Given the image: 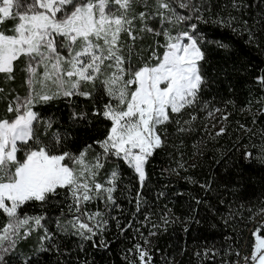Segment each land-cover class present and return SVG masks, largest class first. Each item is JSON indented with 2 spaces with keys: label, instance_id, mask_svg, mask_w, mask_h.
Returning a JSON list of instances; mask_svg holds the SVG:
<instances>
[{
  "label": "snow or ice",
  "instance_id": "obj_1",
  "mask_svg": "<svg viewBox=\"0 0 264 264\" xmlns=\"http://www.w3.org/2000/svg\"><path fill=\"white\" fill-rule=\"evenodd\" d=\"M245 48L264 56V0H0V264H97L117 241L123 264H182L156 247L177 225L212 232L188 264H264Z\"/></svg>",
  "mask_w": 264,
  "mask_h": 264
},
{
  "label": "trees",
  "instance_id": "obj_2",
  "mask_svg": "<svg viewBox=\"0 0 264 264\" xmlns=\"http://www.w3.org/2000/svg\"><path fill=\"white\" fill-rule=\"evenodd\" d=\"M232 39L235 40L236 38L233 37ZM238 44H242V42H238ZM241 55H242V59H244L246 62L264 66V56L259 55L256 51H249L245 48L244 52ZM0 108H2V106H0ZM168 164H169V161L167 159V156L164 154L158 155L152 161V163L149 165V171L151 172V179L153 182L157 180H161V181L164 180V177H162L160 173H161V169L164 167H167ZM194 171L198 172L199 170H194ZM260 175H264V173L254 170L255 178L258 179ZM171 180L173 181V187L175 190L195 191L198 188V186L189 185L186 183V181L179 179L178 177H175V176L171 177ZM259 191H260V188L257 185V188H256L257 195L259 194ZM123 202L125 204L127 203L126 201H123ZM174 210L176 211L177 215L185 214L186 207L183 206V199L180 200L175 205ZM0 220H2V218H0ZM129 235H131V233H129ZM205 238L211 241L212 232L210 230H206L203 227L197 228L194 225L192 230L189 232V234L185 236V234L181 230V226L177 225L175 227L174 232L172 229H170L168 233L161 235L157 239L156 247H158L162 251H167L169 254H171L172 249L169 248L170 244L186 246L188 250V254L191 255V253L203 243ZM109 239H113L111 234H109ZM132 242L134 241H125V243L129 245ZM113 247L116 249V251L113 255H111V257L105 256L104 259H101L100 255L98 254L96 255L97 264H111V262H114V264H123L122 260L120 259L119 242L117 241V243H115ZM189 255H186L183 258H181L179 255H176V259L181 260L182 264H188ZM160 258H161V252H156L154 259L157 261V264H161Z\"/></svg>",
  "mask_w": 264,
  "mask_h": 264
}]
</instances>
